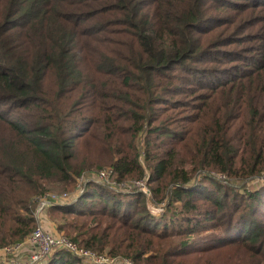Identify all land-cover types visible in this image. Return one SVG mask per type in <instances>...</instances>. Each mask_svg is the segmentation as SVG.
I'll list each match as a JSON object with an SVG mask.
<instances>
[{
    "label": "trees",
    "instance_id": "trees-1",
    "mask_svg": "<svg viewBox=\"0 0 264 264\" xmlns=\"http://www.w3.org/2000/svg\"><path fill=\"white\" fill-rule=\"evenodd\" d=\"M103 159L150 200L90 179L50 205L60 233L138 264H264L245 182L264 174V0H0V248Z\"/></svg>",
    "mask_w": 264,
    "mask_h": 264
},
{
    "label": "built area",
    "instance_id": "built-area-1",
    "mask_svg": "<svg viewBox=\"0 0 264 264\" xmlns=\"http://www.w3.org/2000/svg\"><path fill=\"white\" fill-rule=\"evenodd\" d=\"M112 168H104L98 172L99 179L102 183L113 184L115 180L112 178ZM86 182V181H85ZM84 182V183H85ZM78 184L76 196L84 190V186ZM135 186L143 191L148 200L151 198L150 190L146 180L140 179L135 182ZM71 197L69 193L56 194L48 192L38 198L35 217L39 222L42 213L57 200L67 202ZM63 203V202H62ZM153 211H162L163 208L157 204H152L149 201ZM28 245L31 247L29 255L22 260L16 259L15 255L20 253L23 248ZM56 248H64L75 256L84 260L87 264H138L131 258L124 256H110L103 253H98L92 249L85 248L79 245L63 233H53L45 228L40 223L26 238V240L14 244L6 245L0 248V264H46L48 256L53 253Z\"/></svg>",
    "mask_w": 264,
    "mask_h": 264
},
{
    "label": "rangeland",
    "instance_id": "rangeland-1",
    "mask_svg": "<svg viewBox=\"0 0 264 264\" xmlns=\"http://www.w3.org/2000/svg\"><path fill=\"white\" fill-rule=\"evenodd\" d=\"M185 110H187V109H185ZM187 112L188 111H185V113H187ZM91 128H92V126H90V125L86 127V129H91ZM92 132H95V128H93ZM87 139H89V138H85L83 140V142H82V145L80 146V157L85 155V154H87V153L92 155L95 151H97V148L94 149V147L90 151V149L92 148V144L93 143H92V141L89 142V143H85V140H87ZM90 139H91V136H90ZM137 146L140 149L141 153H143L144 139L142 137L139 138V140L137 141ZM93 156H97V153H95V155H93ZM140 160H141V162L143 164H145V158H144L143 154H142ZM95 166L98 167V168H100V167L101 168L100 169L87 170L86 172H84L78 178L77 184L82 182L81 185L84 186V184H85L84 182L85 181L87 182L90 179L102 182L99 179L98 172L100 170L104 169V168H109L111 166L109 164H107L106 159L96 161V165ZM137 180H140V179L139 178L132 179V178L128 177L125 180L121 181V180H118L117 178H115V183L107 184V185H109L113 189L120 190V191H130V190H133V189L139 190L138 189L139 187L135 186V182ZM223 182L224 183H231L234 186H241V184H244V182L239 184V181H235V180H233L231 178H226ZM245 182H246V185H247L248 188H251V189L260 188L261 186L264 185V174L260 175V176L253 177V178H251V179H249V180H247ZM77 188H78V185L74 189V187H72V184H71V185L64 186V187H51L49 192L60 194L59 192L67 190V192L69 193V196L74 198V197H76ZM62 202H64V201L57 200L53 205L61 204ZM56 214H57V209H52L51 206L48 207L42 213L41 218L39 219V222H36L37 225L40 223L45 228H47L49 231H51L53 233H60L57 230V227H56L57 226V224H56L57 220L55 219ZM25 250H27V248ZM21 253H22V251L15 255L16 259H18V260H22L23 259V257L20 255ZM214 259L215 258L212 257L209 260H214ZM209 260H206L205 258H203V259L199 260L197 264H210ZM217 260H218V262L220 261L219 259H217ZM82 263L83 264H87L84 260H82Z\"/></svg>",
    "mask_w": 264,
    "mask_h": 264
},
{
    "label": "crops",
    "instance_id": "crops-1",
    "mask_svg": "<svg viewBox=\"0 0 264 264\" xmlns=\"http://www.w3.org/2000/svg\"><path fill=\"white\" fill-rule=\"evenodd\" d=\"M27 248V250H25ZM24 250V251H23ZM22 250V253L20 254L22 257H23V259L25 258V257H27L28 255H29V252L31 251V247L30 246H28V245H26L25 247H24V249ZM2 252V250H0V253ZM1 255V254H0Z\"/></svg>",
    "mask_w": 264,
    "mask_h": 264
}]
</instances>
